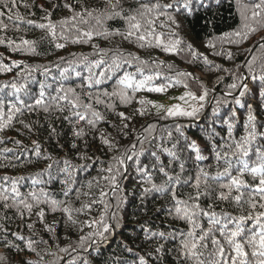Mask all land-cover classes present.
<instances>
[{"label":"trees","instance_id":"1","mask_svg":"<svg viewBox=\"0 0 264 264\" xmlns=\"http://www.w3.org/2000/svg\"><path fill=\"white\" fill-rule=\"evenodd\" d=\"M112 2L116 3V0ZM160 2L171 3L172 0H160ZM107 3L108 0H16L15 11L20 12L24 22L8 21L7 10L0 7V10L6 13L3 20L8 24L6 30H0V38L5 40V43L0 44V64L11 68V71L0 72V86L11 82L25 83L24 78L27 77L28 88L33 94L38 93L40 83L44 82L51 85L46 90L49 94H55V89L62 84L65 88H75L82 98H86V93L90 91L93 97L99 96L103 101L100 104H96L94 99L92 101L94 108L103 116L102 120L97 121L95 128L85 121L76 124L74 120L71 122L64 120L63 117L69 115L67 111L64 113L52 111L46 114L42 110H37L33 113L25 111L23 116L13 121L10 128L0 132V141H3L0 142V183H4L2 178L5 176L24 177V180L20 182V190L26 193L32 187V178L35 174L46 169L48 164H52L51 173L55 179L38 187H44L52 198L65 201L66 206L73 210L81 209L82 205H91L90 209L86 208L81 212L73 211L75 224L68 221L67 214L63 211L53 212L48 205L34 208L31 215L25 213L23 219L14 210L8 211L6 213L8 219H4L5 213L0 207V225L8 230L7 239L16 245L5 246L4 233L0 232V256L5 257L0 264H26L28 260L37 264H52V262L70 264L73 258H75V264H84V261L88 264H139L140 256H145L150 264H179L175 251H170L177 247L178 240H157L156 238L149 240L145 232V229L166 233L173 230H187L188 226L183 221L175 220L168 215L170 197L155 191H144L151 186L144 182L142 174L137 171V157L126 160L121 167V174L117 179L118 187L110 186L104 177L111 175L107 169L116 165L113 158L121 157L125 152L131 154V146L135 144V151L140 153L139 166H147L153 176V182L159 184L163 177L157 170L158 165L157 168H153L157 161L151 154L156 152L160 161L167 167L171 158L163 153L161 148H172L175 145L173 151L177 153L179 160L173 161L168 170L178 172L179 163H184L185 172L182 178L186 179L195 175L197 165L214 171L216 162L211 148L214 143H221V138L227 136V125L224 121L231 118L233 111L237 114L234 129V135L237 137L243 132L248 104H252L259 121L264 122V107H262L264 98L258 95L262 83L259 79L253 80L248 70V62L252 61L253 57H256L253 69L257 76L260 74L261 65L264 64V48L260 47L264 44L262 39L264 28L251 33L247 39L240 40L239 43H229L228 39L237 38H224L225 34L238 30L241 24L236 0H193L190 9L181 8L180 11H177L174 5V8L168 11L175 17L179 27L171 24L165 17H161L157 22V32L165 34L163 39L166 40L168 34L174 31L183 40L184 45L192 44L198 53L206 56L209 64L204 63L203 56L193 61L187 51L171 54L157 47H140L135 37L125 39L123 35L117 34L127 31L126 22L119 18L103 19L102 23L97 25L95 19L85 17L89 23L81 24L79 27L84 30L91 29L92 39L86 43H72L71 38L77 35L73 30L69 34V40L58 39L57 42L65 44V47L61 49L55 48L50 38L41 40V37L46 36L44 30L26 23L27 20H33L37 24L46 22L42 20L45 12L41 10V5L43 9L51 12V19L56 22L72 15L64 4H71L76 12L83 9L95 10L94 16H99L105 12ZM24 4L29 7L25 8ZM119 4L127 10L130 6H135V0H119ZM126 14L127 12L123 13V15ZM160 23H165V27L161 28ZM104 31L110 34L107 36L95 34ZM21 39L37 41L39 55L13 51L14 46L8 45L9 40L18 44ZM210 41L216 45L215 48L208 47ZM228 53H231L230 57ZM85 57L87 60H84ZM114 57L119 58L120 69L114 73L109 72L106 77L100 78V84L88 88L85 78L90 73L86 65L91 61L104 59V64L98 68H92V74L99 78V73L107 69ZM134 57H139V60ZM73 60L76 63L71 65L66 78L61 77V70L69 67L68 62ZM124 61L130 63H124ZM140 61H147V64H141ZM13 62H19V65ZM36 65L48 68L49 72L43 73L41 68L29 76L26 66ZM138 68L143 69L144 75L154 74L157 71L161 73L152 81L153 86L166 83L167 79L173 78L176 72L192 73L209 89L204 108L196 117L165 118L163 109L158 111L151 104L139 103L141 99H144L164 105L165 108L173 104L187 107L182 101L176 99L186 91L182 85L169 87L163 93L150 92L147 89L133 93L131 89H128L133 99L127 104L122 103L117 96L103 95L104 92L111 93L119 87L118 80L124 73H131L137 79H142L141 74L137 72ZM76 72H80V76H77ZM108 76L111 78H107ZM236 77L247 78L251 90L241 98L243 106L236 105L234 97L226 95L228 85ZM189 84L193 91L200 94L198 85L192 83L191 79ZM4 91L9 92L11 89H4ZM236 95L238 92L234 93V96ZM217 100H221L222 103L217 105ZM141 108L144 109L143 115L138 111ZM121 112L128 119H121L118 115ZM19 120L30 124L32 130L24 128ZM149 126L153 127L149 129ZM74 127L83 129L84 135L77 138L73 133ZM177 127L181 129L183 135L176 131ZM169 132L172 133L170 139ZM138 137L143 144L138 141ZM104 139H107L111 146L105 144ZM34 141L40 145V156H36L33 151ZM191 141L197 143L201 154L205 157L204 160L195 161V153L188 147ZM73 143L77 145L76 148L72 147ZM5 149H11V151L6 152ZM45 157H51V159ZM65 160L71 165L69 171L75 182L72 185L73 191L68 197L63 195L65 185L61 183L67 177L59 171L64 167ZM42 178L47 179V175ZM189 190L188 187L178 189L181 193H187ZM101 191L107 195L101 197ZM207 203L209 201L205 200L203 206L206 207ZM105 204L108 205L107 211H105ZM40 208H43L45 212L43 222L36 215ZM221 208L234 215L238 214L234 207L227 204L219 205L216 211L219 212ZM113 214L116 219L112 218ZM101 218L112 226L109 232L104 234L103 239L89 237V233L96 229L102 231V226L93 224V227L89 228L87 225ZM201 223L207 227L206 219H202ZM28 224L32 225L31 229L27 227ZM46 226L54 230L49 232ZM13 233L25 239L19 240L12 235ZM81 236L88 237L82 248L80 247ZM28 239L38 242L35 247L40 256L26 248ZM157 243L165 244L166 252L162 260L156 259L154 249ZM62 248H67L68 252H61ZM210 250L211 245H209ZM149 252H152L153 256L149 257L147 255ZM48 253H55V255ZM205 255L207 256V251Z\"/></svg>","mask_w":264,"mask_h":264},{"label":"snow or ice","instance_id":"2","mask_svg":"<svg viewBox=\"0 0 264 264\" xmlns=\"http://www.w3.org/2000/svg\"><path fill=\"white\" fill-rule=\"evenodd\" d=\"M192 2L193 0H172L171 3H161L160 0H135V6H130L125 10L120 7L119 0H116V3L108 0L105 12L99 16H94L95 10L89 11L88 9H83L80 12H76L71 4H64V7L69 9L72 15L56 22L52 21L51 12L43 9L41 5V10L45 12L42 20L46 22L37 24L33 20H27L26 23L44 30L46 36L41 37V40L50 38V42L54 43L55 48L61 49L65 47V44L57 42L58 39L69 40V34L73 30H75L77 35L71 38L72 43H86L92 39L93 31L91 29L84 30L79 27L81 24L87 25L89 23V20L85 17L95 19L97 25L101 24L103 19L112 20L119 18L126 22L127 31L126 33L117 34L123 35L125 39L135 37L140 47H157L171 54L187 51L188 55L194 61L198 57L203 56V54L198 53L192 44L184 45L183 40L174 31L170 32L168 38L165 40L163 39L165 34L163 32H157L156 29L157 22L161 17H165L171 24L179 27L175 17L168 10L173 9L174 5L177 11H180L181 8L190 9ZM236 4L241 24L238 30L225 34L224 38H237L235 40L228 39L229 43H239L240 40L247 39L251 33H255L261 28H264V0H249V2L236 0ZM0 7L7 10L8 21L24 22V17L20 12L15 11L17 8L16 0H0ZM24 7L27 8L29 6L24 4ZM117 8L120 10L117 11ZM125 12L127 14L123 15ZM5 15V11L0 10V30H6L8 28V24L3 20ZM160 27H165V23H160ZM95 34L107 36L110 33L104 31L96 32ZM3 43H5V40L0 38V44ZM8 45L10 47L14 46L13 51L39 55L37 41L21 39L20 43L17 44L15 41L9 40ZM208 47L215 48L216 45L210 41ZM260 47L264 48V44H261ZM228 55L230 57L231 53H228ZM134 59L139 60V57H134ZM84 60H87V57ZM203 60L205 64L210 63L206 56H203ZM255 60L256 57H253L252 61L248 62V70L253 80L259 79L261 81L262 86L259 89L258 95L264 98V64L261 65L260 74L257 76L253 69ZM13 63L17 64V66L19 65V62ZM68 63L69 67L61 70V77L66 78L71 65L75 64L76 61L73 60ZM104 63V59L101 58L97 61H91L86 65L90 73L85 78V83L88 88L100 84V78L106 77L109 72H116L121 67L119 58L114 57L107 69L99 73V78L92 74L93 67L98 68ZM124 63L130 62L124 61ZM140 63L147 64V61H140ZM168 67L171 69V65ZM41 68L43 69V73L49 72L48 68L41 65L34 67L26 66V71L31 76L32 72L38 71ZM7 71H11V68L0 64V72ZM137 72L141 74L142 79H137L131 73H124L118 80L119 87L111 93L104 92L103 95L106 97L117 96L122 103L127 104L133 99L129 95L128 89H131L133 93L143 89H147L150 92L163 93L169 87L182 85L186 91L183 95L176 97V99L182 101L183 105H187V107H183L181 104H173L165 108L164 105L155 104L152 101L144 99H141L139 103L141 105L151 104L158 111L163 109L165 118L177 116L196 117L204 108L209 95V89L203 82L199 81L198 77H194L192 73L176 72L175 76L167 79L166 83L153 86L152 81L161 75L160 72L157 71L154 74L144 75L142 68H138ZM18 75L20 74L18 73ZM76 75L80 76V72H76ZM107 78L111 77L108 76ZM24 79L25 83L18 84L11 82L10 84L5 83L3 86H0V132L10 128L13 125V121L19 116H23L25 111L33 113L37 110H42L46 114L52 111L60 113L67 111L69 115H65L63 117L64 120L70 122L74 120L76 124H79L80 121H85L93 128H95L97 121L103 119L101 113L94 108L92 103L93 99L96 104H100L103 101L99 96L93 97L90 91L86 93V98H82V95L75 88H65L61 84L55 89V94H49L46 90L51 85L41 82L38 93L33 94L28 88L26 82L27 77ZM190 79L192 83L198 85L200 94H197L196 91L191 89L189 84ZM81 87H84V85H81ZM4 89H11V91L5 92ZM250 91L247 78L236 77L228 85L226 95L233 96L235 104L243 106L241 98L245 97ZM235 92H238V95L234 96ZM221 103V100H217V105ZM109 107H112V105H109ZM138 111L141 115L144 114L143 108ZM118 115L121 119H128L123 112ZM236 115V112L233 111L231 118L224 121L227 125V136L221 138V143H214L212 145L211 151L216 162L214 171L197 165L195 175L184 179L182 178L185 172L184 163H179L178 172H170L168 170L172 166L173 161L179 160L177 153L173 151L175 145L172 148L162 147V152L166 153L171 159L166 167L160 161L156 152L151 154L157 161V164H154L153 168H157L158 165L157 170L163 177L161 183H154L153 176L148 171L147 166H139L138 156L140 153L135 151V144L131 146V154L125 152L121 157H114L113 159L116 161V165L110 166L107 169L111 175L104 177V179L113 188L118 187L117 179L121 174V167L125 164L126 160H132L133 157H137V171L142 174L144 182L151 186L150 188H145L144 191H155L170 197V204L167 209L168 215L175 220L183 221L188 226L187 230H173L166 233L164 231H150L149 229H145V232L147 234L146 238L149 240L153 238L157 240H178L177 247L170 251H175L179 264H264V122L259 121L258 114L253 110L252 104H248L246 119L243 123V132L237 137L234 135ZM19 123L29 131L32 130L31 125L25 123L23 120H19ZM152 127L149 126V129ZM52 131L54 132L55 129L53 128ZM176 131L183 135L179 127H177ZM73 133L77 138L84 135L83 129L75 127L73 128ZM171 136L172 133L169 132V139ZM137 139L143 144V141L139 137ZM103 142L111 146L107 139H104ZM16 143H19V141H16ZM33 143L35 145L33 149L35 155L40 156V145L35 141ZM72 147L76 148L77 145L73 143ZM188 147L195 153V161L199 162L205 159L195 141H191ZM4 151H11V149H5ZM45 158L51 159V157ZM63 163L64 167L59 171L67 177L61 183L65 185L63 195L68 197L73 191L72 185L75 182L72 180L71 172L69 171L71 165L67 160L63 161ZM52 167V164H48L46 169L36 173L32 178V187L26 193L20 190V182L24 180V177L9 178L5 176L2 178L4 183H0V207L4 210V219H8L6 213L10 210H14L23 219L25 213L31 215L34 208H39L41 205H48L53 212L57 210L63 211L67 214L68 221L75 224L76 221L72 216L73 211L81 212L83 209H90L91 205L87 204L82 205L81 209L73 210L66 206L65 201L52 198L44 187H38L39 185L50 183L55 179L51 173ZM44 175H47V179L42 178ZM89 187H91V182H89ZM183 187H188L190 190L187 193L179 192L178 189ZM100 195L104 197L107 194L101 191ZM205 200L209 201L206 207L203 206ZM221 204L234 207L238 214L234 215L224 208H221L217 212L216 208ZM104 207L105 211H107L108 205L105 204ZM36 215L43 222L45 216L44 209L40 208V211ZM112 218L116 219L115 214H113ZM202 219H206L207 227H204L201 223ZM93 224L101 225L102 231L96 229L89 233V237L95 236L103 239L104 234L109 232L112 227L108 223H105L103 218L99 221H93L87 226L92 228ZM27 227L31 229L32 225L28 224ZM46 230L51 232L54 229L46 226ZM0 232L4 233L5 246H16L12 241L7 239L8 230L3 225H0ZM12 235L16 236L19 240L25 239L16 233ZM87 239L88 237L85 236L80 237L81 248ZM43 242L46 243V241ZM37 243V241L28 239L26 248L30 252H34L37 256H40V253L36 252L35 245ZM209 245H211L210 251ZM60 251L68 252V249L62 248ZM206 251L207 256L205 255ZM154 252L156 259L162 260L166 252L165 244L157 243ZM48 254L55 255V253ZM147 255L151 257L153 253L149 252ZM4 259L5 257L0 256V261ZM40 260H43L42 256ZM26 264H37V262L28 260ZM52 264H55V262H52ZM70 264H75V258H73ZM84 264H88V262L84 261ZM139 264H150V262L145 256H140Z\"/></svg>","mask_w":264,"mask_h":264}]
</instances>
